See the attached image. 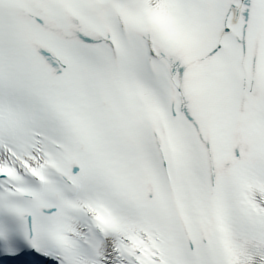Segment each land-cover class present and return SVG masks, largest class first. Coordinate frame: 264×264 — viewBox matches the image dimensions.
I'll use <instances>...</instances> for the list:
<instances>
[{"label": "snow or ice", "instance_id": "obj_1", "mask_svg": "<svg viewBox=\"0 0 264 264\" xmlns=\"http://www.w3.org/2000/svg\"><path fill=\"white\" fill-rule=\"evenodd\" d=\"M0 264H264V0H0Z\"/></svg>", "mask_w": 264, "mask_h": 264}]
</instances>
